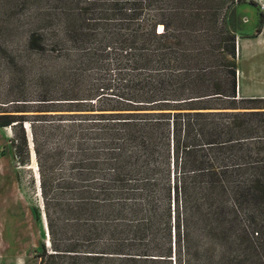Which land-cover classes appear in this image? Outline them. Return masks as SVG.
Here are the masks:
<instances>
[{
	"label": "trees",
	"instance_id": "trees-1",
	"mask_svg": "<svg viewBox=\"0 0 264 264\" xmlns=\"http://www.w3.org/2000/svg\"><path fill=\"white\" fill-rule=\"evenodd\" d=\"M79 1L80 15L94 11L93 25L112 28L103 45L105 53L129 62L134 73L148 72L126 80L128 92L118 100L122 108L112 110L118 113L58 123L63 135L54 155L61 159L73 146L77 148L71 156L94 153L97 149L84 148L92 140L74 137L86 125L106 126L100 132L112 135L111 146L123 133V144L107 151L113 165L110 182L120 193L116 186L135 177L140 187L134 196L142 197L149 218L169 219L170 246L159 256L169 257L172 236L178 228L181 238L185 223L188 237L193 232L204 234L211 246L209 264H264V99L242 98L237 90L239 50L230 18L237 16L240 0ZM134 84L138 88L131 89ZM105 88L111 89L109 82ZM113 125L116 128L111 129ZM33 134L40 156L34 127ZM22 144H27L26 136ZM44 159L45 163L39 158L40 192L54 252L43 246L38 257L54 264L56 258L74 251L57 244L56 232H66L68 225L66 219L55 221L51 215L66 180H58L53 191ZM68 164L74 173L79 163ZM102 165L98 157H87L82 181L95 180L91 169L102 170ZM172 167L180 169L173 187L168 178ZM95 189L85 186L82 198ZM88 206L84 212H90ZM152 225V242L158 244L159 228L156 222Z\"/></svg>",
	"mask_w": 264,
	"mask_h": 264
},
{
	"label": "rangeland",
	"instance_id": "rangeland-1",
	"mask_svg": "<svg viewBox=\"0 0 264 264\" xmlns=\"http://www.w3.org/2000/svg\"><path fill=\"white\" fill-rule=\"evenodd\" d=\"M80 7L79 0H0V123L15 121L0 125V264H45L38 257L43 246L54 252L40 192V157L44 163L46 157L53 191L58 180H66L51 215L55 221L66 219L67 231H57L55 238L60 247H70L74 252L56 258L54 264H209L211 246L204 234L193 232L188 237L185 223L181 238L178 228L172 236L169 257L159 256L170 246L169 219L149 218L142 197L134 196L140 187L135 177L116 186L122 192H114L110 182L113 165L107 151L123 144V133L111 146L112 135L100 132L106 126L86 125L74 137L92 140L84 148L97 149L94 153L71 156L77 148L73 146L61 159L54 155L63 135L58 123L94 119V114L121 109L118 100L128 92L126 80L148 72L134 73L129 62H118L109 49L105 53L103 45L112 28L93 25L90 20L97 13L80 15ZM230 22L239 50L238 94L264 99V22L256 0H240L237 16ZM108 82L111 89L105 88ZM134 88H138L136 84ZM24 136L26 145L22 144ZM87 157L103 161L102 170L91 169V179L95 180L90 184L80 175L87 167ZM75 160L79 164L73 173L68 163ZM179 172L178 168L170 169L172 187ZM75 177L78 180H71ZM87 185L96 189L84 200L81 193ZM73 186L78 190H72ZM159 201L157 197L158 208ZM86 205L90 212L83 211ZM155 222L158 244L152 242Z\"/></svg>",
	"mask_w": 264,
	"mask_h": 264
},
{
	"label": "built area",
	"instance_id": "built-area-1",
	"mask_svg": "<svg viewBox=\"0 0 264 264\" xmlns=\"http://www.w3.org/2000/svg\"><path fill=\"white\" fill-rule=\"evenodd\" d=\"M256 6L258 7L260 15L264 22V0H256Z\"/></svg>",
	"mask_w": 264,
	"mask_h": 264
},
{
	"label": "bare ground",
	"instance_id": "bare-ground-1",
	"mask_svg": "<svg viewBox=\"0 0 264 264\" xmlns=\"http://www.w3.org/2000/svg\"><path fill=\"white\" fill-rule=\"evenodd\" d=\"M29 126V125H28ZM45 232H46V229H45ZM45 237L48 239V233H45ZM50 244V243H48ZM50 246V245H49Z\"/></svg>",
	"mask_w": 264,
	"mask_h": 264
},
{
	"label": "water",
	"instance_id": "water-1",
	"mask_svg": "<svg viewBox=\"0 0 264 264\" xmlns=\"http://www.w3.org/2000/svg\"><path fill=\"white\" fill-rule=\"evenodd\" d=\"M48 233V232H47ZM48 238H49V234H48ZM49 241V240H48Z\"/></svg>",
	"mask_w": 264,
	"mask_h": 264
}]
</instances>
